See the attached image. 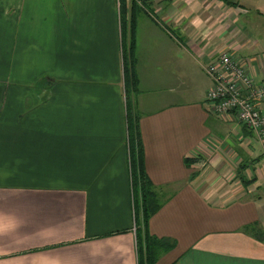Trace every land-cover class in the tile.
I'll list each match as a JSON object with an SVG mask.
<instances>
[{
    "label": "crops",
    "instance_id": "obj_1",
    "mask_svg": "<svg viewBox=\"0 0 264 264\" xmlns=\"http://www.w3.org/2000/svg\"><path fill=\"white\" fill-rule=\"evenodd\" d=\"M135 1L156 264H264V144L209 110L205 71L225 53L264 79V0ZM122 12L0 0V264H139Z\"/></svg>",
    "mask_w": 264,
    "mask_h": 264
},
{
    "label": "trees",
    "instance_id": "obj_2",
    "mask_svg": "<svg viewBox=\"0 0 264 264\" xmlns=\"http://www.w3.org/2000/svg\"><path fill=\"white\" fill-rule=\"evenodd\" d=\"M128 0H119L122 12V32L124 48V76L126 83V121L127 135L130 150V170L132 178V192L136 213L137 237L139 250V264H156L160 255L174 247V243L164 241L151 233L149 222L162 207V202L156 192L152 189V182L146 172L144 149L141 140V133L138 125V116L133 110V103L129 95L135 92L137 78L135 73V30H136V10L135 0L131 1L132 9L127 15L126 6ZM196 158L187 157L186 163H190ZM253 181L244 179V184L248 185Z\"/></svg>",
    "mask_w": 264,
    "mask_h": 264
},
{
    "label": "built area",
    "instance_id": "obj_3",
    "mask_svg": "<svg viewBox=\"0 0 264 264\" xmlns=\"http://www.w3.org/2000/svg\"><path fill=\"white\" fill-rule=\"evenodd\" d=\"M205 71L213 83L207 93L209 110L217 116L233 114L264 144V80L256 81L232 54L218 55Z\"/></svg>",
    "mask_w": 264,
    "mask_h": 264
},
{
    "label": "rangeland",
    "instance_id": "obj_4",
    "mask_svg": "<svg viewBox=\"0 0 264 264\" xmlns=\"http://www.w3.org/2000/svg\"><path fill=\"white\" fill-rule=\"evenodd\" d=\"M128 2V1H127ZM222 54H225V53H222ZM222 54H219V55H222ZM247 69H248V67H247ZM248 72H249V70H248ZM250 73V72H249ZM253 76V75H252ZM255 78V77H254ZM256 80V79H255ZM264 80V79H263ZM263 80H259V81H263ZM256 81H258V80H256ZM241 125V124H240ZM240 129H243V127H242V125H241V127H240ZM243 132V131H242ZM252 139L254 140V138L252 137ZM255 140H258L257 138H255ZM259 141V140H258ZM255 143V145H260L258 142H254ZM255 172V171H254ZM261 177H264V173H263V171H261V175H260ZM260 177H258V179H259ZM254 181V180H253Z\"/></svg>",
    "mask_w": 264,
    "mask_h": 264
}]
</instances>
